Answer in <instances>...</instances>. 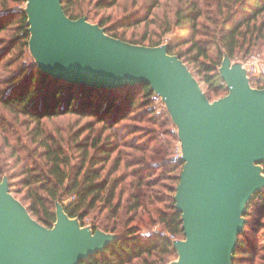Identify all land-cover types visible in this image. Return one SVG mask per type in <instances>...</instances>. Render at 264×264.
Listing matches in <instances>:
<instances>
[{
	"label": "trees",
	"instance_id": "obj_1",
	"mask_svg": "<svg viewBox=\"0 0 264 264\" xmlns=\"http://www.w3.org/2000/svg\"><path fill=\"white\" fill-rule=\"evenodd\" d=\"M159 1L144 0V14L126 18L136 25L159 23L147 21ZM172 2L158 25L161 33L177 30L167 52L181 59L194 78L190 64L196 65L206 86L200 87L213 101L211 94L227 90L218 73L221 58L241 60L264 40V0ZM24 3L0 0V72L7 70L0 76V181L6 177L10 193L46 227L55 222L59 202L69 217L83 224L91 214L93 230L117 235L79 264H166L176 252L172 241L184 238L173 199L182 162L171 157V142L160 137H175L164 127L169 123L166 112L157 115L146 83L106 88L68 82L42 72L30 58L25 61L29 31ZM85 3L106 7V0H61L71 19L85 15ZM105 23L97 24L112 37L146 46L162 43L147 29L139 39L125 40L108 33ZM249 83L264 88V77L251 76ZM127 120L150 122L158 131L136 135L137 127L122 125ZM8 159L13 162L10 171ZM153 167L161 171L150 172ZM163 179L169 183L164 185ZM243 216L231 264H264V187L247 203ZM149 222L160 224L164 232L141 233V223Z\"/></svg>",
	"mask_w": 264,
	"mask_h": 264
},
{
	"label": "water",
	"instance_id": "obj_2",
	"mask_svg": "<svg viewBox=\"0 0 264 264\" xmlns=\"http://www.w3.org/2000/svg\"><path fill=\"white\" fill-rule=\"evenodd\" d=\"M28 49L52 77L99 87L146 83L176 127L182 162L173 196L184 238L167 264H231L243 213L264 187V88L252 87L240 61L222 57L227 93L209 101L168 44H133L85 16L69 18L61 0H25ZM55 222L33 219L0 181V264H79L117 235L81 226L55 203Z\"/></svg>",
	"mask_w": 264,
	"mask_h": 264
},
{
	"label": "rangeland",
	"instance_id": "obj_3",
	"mask_svg": "<svg viewBox=\"0 0 264 264\" xmlns=\"http://www.w3.org/2000/svg\"><path fill=\"white\" fill-rule=\"evenodd\" d=\"M143 1L144 0H118L114 5H110L109 0H106V7H101V8L97 7L93 3H90L86 6L87 3H85V6L88 8V10L85 11L84 16L91 23L102 24V23L106 22L104 24V27L106 28V31L108 33H116L117 35H119L121 38H123L125 40H127L128 38H131V37H133V38L135 37V38L139 39L141 36H143L145 31L148 30L150 34H154V36H153L154 38L160 39V41L162 42L161 44L167 43L169 41V39L173 38V37H171L172 36L171 34L172 33L176 34L177 30L174 29L171 34L168 32L167 33H161V31L163 30V26H158V25L164 20V16L166 15L165 13L169 14V11L171 10V7L173 5L172 0H160L159 1L160 6L153 13L154 17H152V15H149V17L147 19L148 22L151 19H154L153 21L157 20L159 23H156V22L150 23L149 22V26H146L144 23H140V24L136 25L134 20H128V18H126V16L128 14H131L132 16H136V17L140 16V15L142 16V14H144V11H145L144 8L141 7V3ZM25 5H26V2L24 4H22L21 6L25 7ZM127 22H129V24H126ZM1 36H4V32H0V37ZM27 51H28L29 55H28V58L24 57L25 61H28L29 58L34 61L32 55L29 52V49ZM251 57H259L261 59L264 58V40L258 41L253 47H251V50L247 55L243 56V58L241 60H236V61H240L242 63V62L247 61ZM221 60H222V58H221ZM190 68H191V70H193L195 77H196L195 79H197L198 84L200 86H202L203 90H205L206 86L202 80L201 73L197 71L196 65H194L192 63V64H190ZM6 73H7V70H1L0 76H4V75H6ZM226 93H227V90L225 91L223 89V90L219 91L217 94H211V98L216 99V98H219L220 96H222ZM153 103H154V105L157 106L156 113L158 116L161 114V112H166L164 106L160 105L159 103H155V102H153ZM165 114H166V117H168V119H169V123L165 124L164 127L167 128L170 132L174 133L175 137H173V138L168 137L167 138V137H165V134H160V137H162L164 139H168L171 142V147H170L171 157L174 159H178V157L180 155V148H179V141H178L177 134H176V127L172 123L168 113L166 112ZM60 119L62 120V118H60ZM60 119L56 120V122H61ZM161 119H162V117L160 118V121H161ZM122 125L127 127L128 130L129 129L135 130L137 127V131L135 132L136 135H140L143 137H146L147 136L146 132L150 131L153 128L156 129V131H158L157 127H155L150 122H146V121L145 122H137V121L127 120V121H124L122 123ZM0 156L3 157L4 154H2L0 152ZM5 162H6L7 168L9 167V171L11 169H13L11 167L12 163H13L11 159L6 160ZM262 167L264 169V166H262ZM151 169L152 170H150V172H153L154 174H158L161 171L160 168L153 167ZM162 183L165 185V184H168L169 182H168V180L163 179ZM159 188H161V191L163 189H165L164 187H159ZM93 221H94V219H92V215L90 214L84 218L83 224L82 223H80V224H81V226H87L91 230H93L92 226H91ZM121 221H123V219H121ZM141 225H142L140 228L141 233L147 234V233H150L153 231L164 232L161 228V225L158 223L149 222L146 226L143 225L142 223H141ZM97 229L102 230L100 228H97ZM262 255H264V252H262ZM176 257H177V254L175 252V255L171 256L170 261L176 259ZM170 261H168V262H170ZM256 261L260 262L261 260L257 259Z\"/></svg>",
	"mask_w": 264,
	"mask_h": 264
},
{
	"label": "built area",
	"instance_id": "obj_4",
	"mask_svg": "<svg viewBox=\"0 0 264 264\" xmlns=\"http://www.w3.org/2000/svg\"><path fill=\"white\" fill-rule=\"evenodd\" d=\"M242 66L246 70V75L248 77L251 76H262L264 77V58L261 59L259 57H251L245 62H242ZM152 100L155 103H159L160 105L164 106L161 98L159 97L158 94L153 93L152 94ZM173 238V236H171ZM174 239V238H173Z\"/></svg>",
	"mask_w": 264,
	"mask_h": 264
}]
</instances>
